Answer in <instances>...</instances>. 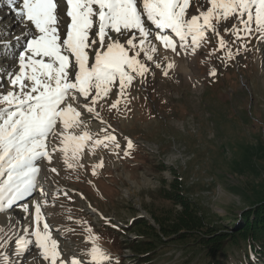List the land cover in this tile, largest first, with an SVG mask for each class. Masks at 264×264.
<instances>
[{"label": "snow or ice", "instance_id": "snow-or-ice-1", "mask_svg": "<svg viewBox=\"0 0 264 264\" xmlns=\"http://www.w3.org/2000/svg\"><path fill=\"white\" fill-rule=\"evenodd\" d=\"M3 4L22 28L15 43L5 41L11 33L0 28V56L14 62L0 66V215L7 214L0 224V264H28L29 258L40 264H112L91 227L84 229L90 247L80 256L65 257L42 211L49 204L54 207L58 197L48 199L41 162L51 164L59 151L66 168L75 171L85 167L81 161L86 149L92 156L100 148L119 155L120 142L100 110L107 105L109 112L119 113L123 101L130 111L129 90L137 78L146 82L153 65L169 76L175 62L167 55L161 60V48L177 56L181 51L195 55L211 36L216 47L208 55L221 51L220 59L226 61L241 48L248 51L253 41L264 43V0H3ZM209 75L214 77L216 69ZM114 88L116 99L110 101ZM94 121L101 125L99 132L90 127ZM125 140L123 154L129 156L134 145ZM102 167L103 159L92 165V175ZM44 171L45 180L50 179L49 172L59 175L54 167ZM37 192L40 199L19 203ZM16 207L26 215L18 216Z\"/></svg>", "mask_w": 264, "mask_h": 264}, {"label": "rangeland", "instance_id": "rangeland-1", "mask_svg": "<svg viewBox=\"0 0 264 264\" xmlns=\"http://www.w3.org/2000/svg\"><path fill=\"white\" fill-rule=\"evenodd\" d=\"M2 6L0 28L11 33L5 41L15 43L22 26L15 14ZM209 39L195 55L181 51L177 56L161 48V60L167 55L175 62L169 76L153 65L145 83L140 78L133 82L127 105L130 111L125 110L123 101L119 113L109 112L107 105L100 110L120 142L119 155L100 148L92 156L86 149L81 161L85 167L75 171L66 168L59 151L53 154L51 164L41 162L44 190L53 188L51 197H58L54 207L49 204L42 211L66 258L80 256L90 247L84 229L91 227L112 264H205L202 249L186 240H172L174 234L160 233L162 240L151 255L140 256L135 251L136 243L155 236L132 230L134 218L144 217L154 224L151 211L163 214L180 208L162 193L175 179L184 196L199 207L203 219L218 228L223 220L264 201V43L253 41L248 51L241 48L234 59L224 61L221 51L208 55L216 47L215 39ZM225 39L231 41L232 37ZM239 44L233 46L234 53ZM13 63L0 56V66ZM213 68L214 77L209 75ZM116 91L114 88L110 101L116 99ZM90 127L93 132L101 129L99 121ZM125 137L134 145L129 156L123 154ZM101 159L103 167L92 175V165ZM52 167L59 175L48 173L50 188L43 177L44 169ZM84 203L89 204L87 209ZM16 211L20 209L16 207ZM6 215H0V224ZM226 250L221 257L229 264H264L256 256L254 262L247 263L253 256L244 254V243ZM33 260L28 264H40Z\"/></svg>", "mask_w": 264, "mask_h": 264}, {"label": "trees", "instance_id": "trees-1", "mask_svg": "<svg viewBox=\"0 0 264 264\" xmlns=\"http://www.w3.org/2000/svg\"><path fill=\"white\" fill-rule=\"evenodd\" d=\"M170 170L172 172L174 169ZM179 183L176 179L172 180L169 183L170 189L162 190L163 196L171 200L174 205L180 206L179 209H172L163 214H155L151 211L154 224L149 223L144 217L133 219L131 227L137 234L149 233L155 236L152 240L137 241L135 245L137 255L144 256L147 253L151 255L157 247V242L162 240L159 236L161 233L167 236L174 234L172 240H186L190 244H195L207 257L205 264H229L222 259L227 252L226 248L241 247L243 243L246 245L244 254L247 257L254 254L264 262L263 200L242 209L238 215L223 220L222 228H218L203 219L199 207L184 196ZM150 255H147L148 259Z\"/></svg>", "mask_w": 264, "mask_h": 264}, {"label": "bare ground", "instance_id": "bare-ground-1", "mask_svg": "<svg viewBox=\"0 0 264 264\" xmlns=\"http://www.w3.org/2000/svg\"><path fill=\"white\" fill-rule=\"evenodd\" d=\"M2 5H4L3 4V0H0V6L3 8L4 6H2ZM6 9V8H5ZM5 11V10H4ZM9 12L11 13L12 11H11V9L9 10ZM13 14H15L14 12H12ZM12 15V14H11ZM41 183H42V185H45V182L44 181H42L41 180ZM43 188H46L45 186H43ZM51 188V187H50ZM53 189V188H52ZM52 189H49L48 188V190H51L52 191ZM36 199H40V196H39V193L37 192V193H35V197H33V198H31V200L30 201H34V200H36ZM87 205H85V207H86ZM17 210V209H16ZM20 212H21V210L20 211H16V214L18 215V216H20L19 214H20ZM21 214H24V213H22L21 212ZM24 215H26V214H24ZM21 217V216H20ZM1 221H5V219H2ZM60 234V233H59ZM53 235H56V234H53ZM32 259L31 258H29V261H31ZM34 261V260H33ZM32 261V262H33Z\"/></svg>", "mask_w": 264, "mask_h": 264}]
</instances>
